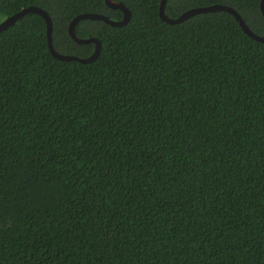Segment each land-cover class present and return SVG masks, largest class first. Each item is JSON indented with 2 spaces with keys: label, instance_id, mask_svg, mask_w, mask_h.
<instances>
[{
  "label": "trees",
  "instance_id": "obj_1",
  "mask_svg": "<svg viewBox=\"0 0 264 264\" xmlns=\"http://www.w3.org/2000/svg\"><path fill=\"white\" fill-rule=\"evenodd\" d=\"M91 62L61 60L33 12L0 31V264H264V42L228 11L169 24L161 0H114ZM261 0H166L164 12L235 9L264 36ZM37 6L52 45L104 0H0V21Z\"/></svg>",
  "mask_w": 264,
  "mask_h": 264
},
{
  "label": "water",
  "instance_id": "obj_2",
  "mask_svg": "<svg viewBox=\"0 0 264 264\" xmlns=\"http://www.w3.org/2000/svg\"><path fill=\"white\" fill-rule=\"evenodd\" d=\"M104 1L107 4V6H109L110 8H119L120 10H122L123 18L120 20H111L106 15H103V14L93 13V12H84V13H80V14H77L76 16H74L68 25V33L71 36V38H73L77 43H86V42H94L95 43L94 51L92 52V54L87 56V57H84V58L78 57L75 55H70V54H62V53L57 52L53 48L52 37H51V32H52L51 17L49 16V14L45 10H43L37 6H28V7L22 8L21 10L15 12L14 14L9 15V16L5 17L4 19H2L0 21V31L4 30L9 25L14 24L21 16H23L26 13H29V12L37 13V14L41 15L45 20L46 27H47L48 48H49V50L53 56H55L56 58L61 59V60H77V61L83 62V63L91 62V61L95 60L99 54L100 42L97 38H93V37H88V38L78 37L75 34V26H76L77 22L81 19L88 18V19L103 20L104 22H106L112 26H122L129 21L130 15H131L129 9L122 2H116L114 0H104ZM165 1L166 0H161V2H160L159 16L163 21H165L169 24L179 23L181 21L188 19L189 17H191L193 15L203 13V12L228 11L231 14H233V16L237 20L238 24L240 25V27L243 29V31L247 35H249L250 37H252L253 39H255L257 41L264 42V36H261L259 34H256L255 32H253L247 26V24L242 19V17L239 15V13L230 6L223 5V4H210L207 6H196V7H192V8H189V9L183 11L177 17H170V16L166 15L164 12ZM259 7H260L261 13L264 15V0L260 1Z\"/></svg>",
  "mask_w": 264,
  "mask_h": 264
}]
</instances>
